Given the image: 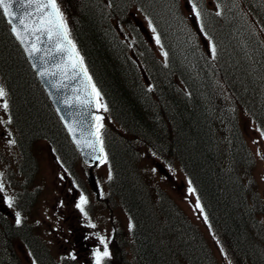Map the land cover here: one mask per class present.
Returning <instances> with one entry per match:
<instances>
[{
  "label": "trees",
  "instance_id": "trees-1",
  "mask_svg": "<svg viewBox=\"0 0 264 264\" xmlns=\"http://www.w3.org/2000/svg\"><path fill=\"white\" fill-rule=\"evenodd\" d=\"M182 1L194 4L201 13L197 25L206 48L194 30H187ZM250 1L57 0L70 37L107 107V111L102 109L100 123L108 183L113 186L111 196L118 198L132 221L139 264H174L168 259L178 248L182 255L177 252L175 256H181V264H217L199 231L167 196L158 192L153 203L159 206L151 202L150 191L140 181L142 149L180 167L230 264H264V205L252 175L255 159L240 125L244 116L259 134L264 131V0L254 5ZM137 17L151 21V28L156 29L161 57L146 40ZM1 21L7 39H12ZM24 61L34 89L6 82L12 63H4L7 68L0 71L9 91L20 154L27 160L35 140L45 139L72 174L77 155ZM52 137L54 144L66 148L63 157L55 151ZM22 173L32 179L35 168L27 166ZM25 196L31 207L34 195ZM147 212H156L164 221L157 229L148 225V232L135 225L140 222L138 215ZM178 230L192 242L191 248L178 243ZM23 233L30 235L0 215V251L5 250L7 257L12 240ZM158 235L165 252L156 251L150 243ZM29 249L38 264H57L32 236Z\"/></svg>",
  "mask_w": 264,
  "mask_h": 264
},
{
  "label": "rangeland",
  "instance_id": "rangeland-1",
  "mask_svg": "<svg viewBox=\"0 0 264 264\" xmlns=\"http://www.w3.org/2000/svg\"><path fill=\"white\" fill-rule=\"evenodd\" d=\"M246 2L247 4L249 3L248 1ZM250 2L253 5L260 3L258 0H251ZM182 9L189 21V29L187 28V30L190 32V29H192L196 32V18L193 15L192 8L187 3H183ZM1 18L0 16V71L5 72L4 69L7 66L4 68V63H12V69H8L9 71L5 73L6 82L11 86L20 85L28 90L29 88L34 89L36 85L30 80V74L23 54L12 39H7ZM137 18L142 22L141 26H143L144 36H147L154 51L159 54L149 25L141 17ZM196 34L200 45L206 48V42L197 32ZM0 87H3L1 75ZM5 98L6 96L0 98V183L4 186V191L0 192V203H2L1 208L6 210L7 214H10L13 208L8 206L7 200L10 198L13 203L12 187H16L18 183L9 182L8 174H16L20 154L18 155L12 140L8 136L15 129L9 123L7 111L3 108ZM35 99L37 101V98ZM21 104L23 105L22 102ZM240 125L246 144L255 159L252 175L256 187L262 195L261 202L264 205V139L257 131L255 124L247 117H240ZM54 141L52 137V145L55 151L63 157L61 153L66 148L59 144H54ZM254 141H257V143H254ZM107 142L109 143L110 140L108 139ZM31 151L35 157V163H29L28 166L34 165L35 174L31 179V175L25 173L26 175L24 180H21L22 183H20L19 190L20 192L26 191L28 194L34 195L33 205L29 210V219L28 216L25 219L28 221L27 223H30L35 228V232L39 233L40 239H43L44 243L52 248V256L57 258V260H61L64 259L62 256L72 253L78 255L81 264H95L94 250L98 247L102 250L98 236H103L109 241L108 247L111 253L110 258H107L104 264H139L138 260H136L133 246V242L135 244L137 239L131 233V222L118 203V198L111 196L113 186L108 184L110 173L106 163H101L92 169L97 187L95 192L90 188L86 180L89 168L81 163L76 151L78 157L74 160L73 156L70 170L72 174L63 167L56 156L52 155L48 143L37 142L31 146ZM31 151L29 152L30 155L32 154ZM142 151L141 161H139L138 165L139 173L143 175H141L142 179L140 181L150 191L151 202L153 203L158 199V192H162L199 231L200 234L196 230L203 242H206L212 250L217 264H230L229 256L223 251L222 245L211 231L208 221H205L204 211L201 212L196 207L197 199L193 191L189 192L191 186L180 167L176 163H165L157 159L150 154L148 149H142ZM69 156L71 155L69 154ZM31 169L33 168L31 167ZM15 176L17 177V174ZM135 186L137 192L138 186L137 184ZM31 191L35 193L33 194ZM81 195L87 197L88 200L87 205H85L87 217L76 207ZM153 205L155 207L159 206V202L153 203ZM67 218H72L73 220L67 223L65 222ZM158 218L159 216L156 212H154V215L147 212L145 215H138L140 222L134 224L138 225L139 230L144 228L148 232V225L157 229L158 223L164 222L162 218ZM69 223L70 225H68ZM92 224L95 227H91L90 225ZM178 232L181 234L177 237L178 243L182 244L184 248H191L192 242H187L188 238L184 235L185 233H181L180 230ZM140 239L138 238V241ZM160 240V238H152L150 243L153 244L152 246L156 251L165 252V249H167L166 245L164 241ZM17 252L23 264H27L22 247H19ZM179 252H181L179 248L176 249L171 256L172 258H167L168 261L172 260L174 264H181V261L184 262L181 256H175V253L182 255ZM63 253L64 255H62ZM0 264H14L7 259L5 250L0 251Z\"/></svg>",
  "mask_w": 264,
  "mask_h": 264
},
{
  "label": "water",
  "instance_id": "water-1",
  "mask_svg": "<svg viewBox=\"0 0 264 264\" xmlns=\"http://www.w3.org/2000/svg\"><path fill=\"white\" fill-rule=\"evenodd\" d=\"M13 11L16 12L17 17L23 13H30V18H26L25 21L30 27L34 21L38 22L35 5L31 8L21 7V0H16L13 4ZM3 17L82 162L87 165L98 164L102 159V153L98 150L99 146L97 145L96 150L87 147L88 143L95 141L97 107L95 96L90 95L92 88L86 77L78 70L71 68L72 61L69 53L59 51V48L64 45L58 44L55 38H49L46 34L40 35L39 32L35 35L24 34L23 26L17 19L13 23L22 32L24 37L22 43L12 32V25L8 23V18L4 15ZM34 42L40 51L35 55H30L29 50ZM69 127L73 129L72 132H69ZM87 180L96 189L91 171H89Z\"/></svg>",
  "mask_w": 264,
  "mask_h": 264
},
{
  "label": "snow or ice",
  "instance_id": "snow-or-ice-1",
  "mask_svg": "<svg viewBox=\"0 0 264 264\" xmlns=\"http://www.w3.org/2000/svg\"><path fill=\"white\" fill-rule=\"evenodd\" d=\"M16 2V0H0V10H2L3 15L8 18V23L12 25V32L16 36L17 39L21 40L23 43L24 37L22 35V32L17 29L16 24L13 23L14 20H19V24L23 26V32L24 34H31L35 35V33L39 32L40 35H48L49 38H55L58 44L64 45L63 47L59 48V51H65L69 53V58L72 61L71 68L74 70H78L80 73L83 74L84 77H86L88 84L91 85L92 92L90 95H94L96 98V107L97 108H104L105 111H107V107L105 105H102L100 101V92L96 89L95 85L91 83V77L88 76L87 69L84 67L83 58L80 57L78 51H76L75 44L70 39L69 30L67 27V24L65 22L64 16L57 4V0H21V7H27L31 8L33 5H35V10L38 15V22H33L31 27L29 24H27L26 18H30V13H23L19 17H17V14L15 11H13V4ZM193 12L195 13V16L197 19L200 18L201 13L196 9V6L193 4L192 6ZM217 15H219V12H217ZM149 26L151 27V21H149ZM153 33L156 32L155 28H152ZM201 31H203V26H201ZM155 41L157 44L160 43V37L159 35H156ZM37 41H39V37L36 38ZM40 49L36 46V43H32L31 48L29 50L30 55H35L38 53ZM211 54L213 57H215L216 54V48L214 45L211 46ZM167 55L166 53L164 54ZM44 75L45 73H41ZM55 74V73H53ZM6 96V91L3 87H0V98H3ZM3 108L5 110L8 109V104L5 102L3 104ZM102 120V117L97 116V127H96V133H95V141L90 142L87 144V147L93 148V150H96L97 145L98 150L103 153V140L101 138V129L103 128V124L100 123ZM69 132H72L73 129L69 127ZM261 137L264 138V131H261ZM75 138V137H74ZM14 143V141H12ZM79 144V141H77ZM254 143H257V141H254ZM107 157L105 156L101 163H106ZM4 191V186L2 183H0V192ZM193 189L189 188V192H192ZM8 206H12V201L9 198L7 200ZM88 200L87 197L81 195L79 202L77 203L76 207L79 209L81 213L87 217V212L85 211V205H87ZM196 207L200 209L201 212H203V208L201 207L199 201H197ZM17 219L16 223L20 224V214H16ZM205 221H207V217L205 216ZM91 227H95L94 224L90 225ZM99 244L102 246L101 248H96L94 250V260L95 264H104L105 260L107 258H110L111 253L109 251V241L103 237L98 236ZM72 259H75V256H72Z\"/></svg>",
  "mask_w": 264,
  "mask_h": 264
},
{
  "label": "flooded vegetation",
  "instance_id": "flooded-vegetation-1",
  "mask_svg": "<svg viewBox=\"0 0 264 264\" xmlns=\"http://www.w3.org/2000/svg\"><path fill=\"white\" fill-rule=\"evenodd\" d=\"M13 197H15V196L13 195ZM12 204H13L12 205L13 211H11L10 214H7V211L1 208L2 203H0V215L5 217L8 220L9 224H11L13 227L18 228V229H25V230H27V232H30V235H28L27 233H23V236L17 234L14 237V241H13L14 244L24 248L27 253H30V249H29V238H30V236L35 238V240L39 243L44 242V240L40 239L41 236H39V233L37 234L35 232V228L32 227L30 225V223H27L28 221L25 219L27 216L29 219V215H30L29 214V210H30L29 201L27 199L20 201L18 198H16V199L13 198ZM17 213L20 214V221H21L20 224L16 223V219H17L16 214ZM70 220H73V219L67 218V219H65V222L68 223ZM68 225H70V223ZM63 255H64V253H63ZM72 256L77 257V254L69 253L68 255H65L62 257L64 258L65 262H70L72 259ZM39 259H41V257H39ZM50 259L52 262L55 261L54 257H50ZM26 261H27V263H31V262L35 263L33 258H32V261L30 260V257H26ZM35 261L37 262V260H35ZM73 262H75V261H73Z\"/></svg>",
  "mask_w": 264,
  "mask_h": 264
}]
</instances>
